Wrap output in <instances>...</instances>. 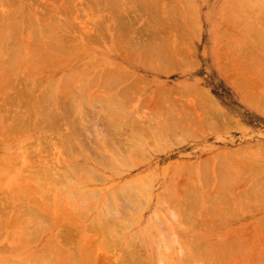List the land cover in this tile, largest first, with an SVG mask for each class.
I'll use <instances>...</instances> for the list:
<instances>
[{
	"label": "bare ground",
	"instance_id": "6f19581e",
	"mask_svg": "<svg viewBox=\"0 0 264 264\" xmlns=\"http://www.w3.org/2000/svg\"><path fill=\"white\" fill-rule=\"evenodd\" d=\"M2 1L9 4H2L4 5L2 7H8V9L0 7V10L3 9L0 11V138L2 140L1 148L5 147L3 153H1L2 149L0 150V156L11 170H0L7 179L0 185L1 187L7 185L8 188L9 186L14 188L9 189L10 195L0 197V236L5 234L7 238V242L0 243V264H264V214L261 218L257 217L259 219L255 218L254 220L249 215L245 216L247 211L249 213L251 211L249 209H253V207L247 208V211L244 204L242 208L240 207L242 205L240 202L244 198L242 195H248L246 189H249V194H251L249 197L252 199L246 197L244 203L248 198L254 207L257 206V202L252 201L255 197L253 198L254 193H251L253 190L250 188L256 184L251 183L250 186L249 183V188L243 186L246 176L242 178V175L238 174L241 172L240 170L247 175L248 171L251 174L264 169V155L262 153L259 155L263 159H257L259 156L255 157L256 159L253 158V163L250 161L249 166L243 165V161L240 162V159L236 163L238 168L233 165L238 160L237 151H240L239 155L241 152H251L256 144L249 143L239 148L220 149L224 153L215 151V153L200 155L192 164L187 163L188 161L176 163L174 160L175 162L172 161L166 165L165 169L168 171V175L165 174L162 177L165 178L164 187L158 192H156V188L161 184L162 178L156 175V169L148 171V173L146 171V173L133 175V170L139 168L138 165L144 164L145 160L153 159L154 155L161 154L166 148L167 150L174 148H171L170 145L177 144L179 146L185 144L187 140H199L221 128H223L222 130L232 128L235 130L234 118L224 113L223 110L216 109L220 106L213 93L204 88L205 85L202 88L198 85L176 87L166 86L163 83L161 86L158 84V88H155L151 94L143 95L144 100L140 102L141 99L136 100L135 95H139L137 89L140 86L138 89L140 90L143 85L141 82L138 85L137 78L139 77H136L132 72L130 74L124 69L125 72L121 69L119 71L116 68L118 66L111 67L110 62H108L110 67L106 65L108 70L106 68L102 70V67L98 70L100 72L95 69L91 70L92 66L91 69L88 67L86 70L93 71L95 73L94 76L92 72L93 77L97 78L96 86L90 90V86H93V82H95V79L88 81V77L93 78L90 77L92 74L82 71L85 66L83 63H80L81 66H77L78 64L75 65L73 62L77 58L72 56L71 52H73V46L81 42L77 41L81 36L77 38L78 34L73 29L71 33L69 30L72 26L68 23L70 21L63 20L66 17V11L71 8L69 13H78L82 9L80 14L83 19L86 17L84 20L78 19L79 21L76 22L81 23L89 19L92 21L88 24L85 21L83 22L85 25L82 24L83 34L85 32L90 34V38L86 37L85 40L94 39L93 41L96 43L101 39H106L108 43L107 39L109 38L112 44L116 45L114 50L119 48L120 54L124 51L128 52L127 49L130 48L129 52L135 54L127 55H132L131 59L136 58L137 61H142V68L151 71L153 81H159L163 75L170 74L174 65L177 69L182 64L186 66L185 58L188 54L182 55L183 51L191 52L188 53L193 61L188 60L193 65L196 64L198 59L193 58L194 55L191 57L196 51L194 53L188 47V51L185 50L187 39L186 42L181 38L180 44L176 42L181 47L173 45L175 40L173 42L172 39H170L172 40L171 44L166 43L169 41L166 39L159 46L161 33L163 32L164 36V33L168 34L166 33L168 30H175V28L173 23H170L172 22L169 20L170 16H166L169 19L166 18L165 23L169 24L168 26L173 25L172 27L162 23L165 18H160L158 15L160 11L157 10L158 12L155 14L158 5H154V3L157 1L131 0V3L135 2L132 5L130 3L129 7L131 6L132 11L138 13H135L136 16H134V13L130 12L131 8L129 10L126 7L130 0L122 1L125 4H121L122 6L127 4L125 8H128L129 12H125L127 9L124 7H121L124 8L123 10L118 8L119 3L118 6H116L117 4L112 5L117 7L116 9L112 6L110 8L111 4H108L110 0L109 2L107 0H104L105 2L91 0V3L87 1L84 6L85 0L83 4H79L81 9H76V6H79L78 1L76 4L72 0H66L68 3H72L75 8L66 4L68 8L71 6L68 10L63 3V7H59L60 14H65V16L62 14V19L55 16L48 4L54 15L50 11V13L44 14L36 11L35 6L39 1H42L43 4L44 0H36L38 3L36 2L35 6L32 5L34 0H32L33 3L27 0L28 6L25 0ZM114 1L117 2L113 0L110 3H114ZM140 3H144L146 12L148 10L145 4L150 3V5L157 6L154 12L153 5L151 9L149 8L153 15H148V17L150 19L152 17L153 21L157 19L156 24L160 20V25L162 23L169 28H164L167 30L162 31L158 36L157 32H153L147 26L151 31L148 30L150 34L146 33V36L147 34L151 35V38L145 42L142 38L143 31L140 30L141 33H138L141 36L132 32V29L137 27L135 24L138 23L134 19L140 18L144 12ZM47 5L44 3V7H42L39 3L40 7H37L46 9ZM52 5L55 4L52 2ZM226 6H230L231 10L228 9V12L223 16L233 20V22L230 21L232 24L248 23L247 33L256 37L255 44L261 47V50H258L261 55L259 58L264 57V0H222V4H216L211 9L219 10L222 7L224 10ZM54 7L56 8V6ZM38 8L37 10H39ZM112 8L115 11H112ZM73 9L80 10L74 11ZM117 9L121 12H118ZM103 10H105V14ZM122 11L133 15L129 14V16L123 17L125 13L122 14ZM194 11L195 9L192 8V17L195 16ZM96 12H101L104 16L102 17L100 13ZM80 14L77 16L80 17ZM106 14L107 16H105ZM98 15H101V21H97V19L100 20ZM120 15L123 18H119ZM17 17H21V22L14 23V18ZM55 17L64 23L56 24L60 21ZM128 17L134 18H131L130 22L132 24L134 21L133 25L136 27L124 21L125 18L130 20ZM107 18L110 21H107ZM257 18H261L263 25L256 22ZM147 20L149 21V19ZM168 20L170 22L167 23ZM110 23L115 26L113 30L115 32L110 31L113 33L111 38L108 33H103L105 31L102 33L106 37L98 33L97 26L104 30ZM139 23L142 25L144 22ZM65 25L66 28L63 30L62 26ZM131 27L134 28L131 29ZM77 28L80 30V24ZM145 32L147 31L145 30ZM173 33H171L172 36ZM73 35L77 40L72 38ZM29 36L32 38L31 40L28 38ZM155 36L156 38H154ZM173 37L178 38L176 35ZM169 38H171L170 34ZM90 40L89 43H91ZM32 42L35 43L33 48L31 47ZM165 43L166 45H163ZM181 44H184L185 47ZM224 44L221 48H224ZM101 45L105 47L104 43ZM162 45L165 46L164 49ZM228 45L229 43L225 47ZM169 46H173V50L172 48L168 50ZM179 47L182 51H179ZM120 49H123V52ZM235 53L233 51V54ZM76 54L78 57V53ZM106 55L108 56V54ZM230 55L233 56L232 52ZM123 56L125 57V55ZM128 56L126 57L128 58ZM218 56H220L219 52ZM30 64L40 67V69H42L41 66H44L43 71L49 76L39 80L40 82L29 80L31 84L21 85L24 88L18 86L23 83H20L23 78L20 77L18 82L20 84L14 85L13 78H15L16 70ZM101 64L103 63L101 62ZM35 72L30 73L36 77L37 71ZM85 73L87 78L83 76ZM227 74H225L226 78L229 76ZM232 74L234 73L232 72ZM238 74L236 78L240 76V73ZM233 76L235 78V75ZM233 78L231 77V81H227V86L231 87L233 94H241L245 88L247 90L250 86L251 88L249 87L247 92L245 90L244 94L248 95L250 92L252 97L262 95L260 90L257 91L255 86L253 88L249 84V80H247V84H245L247 81L240 84L237 82L238 79L235 81ZM85 80L87 85L84 87ZM129 80L131 81L128 82ZM242 80L245 79L239 81ZM23 81L25 84L29 83V81L26 83V78ZM81 81L85 82L80 83ZM42 82H45V86L40 87L39 84ZM89 82L91 85H88ZM10 85L17 88L14 91V96L11 94ZM146 88L148 87H143L141 91L144 89L146 91ZM254 90L259 93L256 94ZM176 91L181 98H187H184L187 103L181 102L180 97L174 96ZM251 99L249 97L247 104L252 108L255 102H251ZM142 106L147 107L143 108ZM26 140L33 141V145L29 146L30 150L28 146H22ZM14 144L18 146L19 151L23 149L22 147L28 149H23L19 161H13L12 146ZM177 145L176 147H178ZM144 156L150 157L145 159ZM141 157L144 159L143 162ZM149 160L146 162L151 161ZM247 164L248 162H246ZM16 165L19 167L13 168ZM230 168H236L237 170H232L236 173H232ZM169 172L171 173L169 174ZM254 174L249 176L248 180ZM261 176V179L258 180V177L257 180L264 186V178L262 180ZM237 178L242 180H234ZM245 182L247 181L245 180ZM101 184L105 187H99ZM258 186H255L258 194V198L255 194V199L260 201V195L262 199L264 198L262 195L264 191L262 190L260 194ZM263 186H261L262 189H264ZM14 189L15 192H11ZM153 196L156 197L158 204V207L154 206L157 209L154 217L157 233L154 235V242L143 241L145 234L142 237L141 233L149 231V224L152 223L153 218H149L145 225L142 213L153 202ZM236 203L239 204H237L238 209L244 208L245 213L240 214L243 210L237 212ZM259 206L258 209H260ZM239 214L240 216L244 214V216L238 217ZM168 220H171V223H168ZM229 223H238L239 226L237 229L233 227L220 232V227L226 228L231 225ZM186 225H190L192 230H186ZM138 239L145 248L144 254L140 252V244L136 242Z\"/></svg>",
	"mask_w": 264,
	"mask_h": 264
},
{
	"label": "rangeland",
	"instance_id": "374dc122",
	"mask_svg": "<svg viewBox=\"0 0 264 264\" xmlns=\"http://www.w3.org/2000/svg\"><path fill=\"white\" fill-rule=\"evenodd\" d=\"M25 1H26L25 3H27V6H28V3L29 2H27V0H25ZM29 1L32 2V0H29ZM44 1H43V4H42V1H39L40 6L44 7V3L46 5L48 4L51 7V9L54 11L55 16L57 15L61 19L63 18V16H65V14L62 13L63 16H62V14H60L61 13L60 12L61 9H59V7L62 8L63 7V5H62L63 3H64V5L67 4L68 6L70 4V2L68 3L66 0H63V1H60V0H47L46 1V0H44ZM72 1H74L75 3H76V1H78L77 2L78 5L79 4L81 5V4H83V2L85 0H72ZM87 1H90V3L92 2L91 0H86V2H84V6H86ZM107 1L109 2V0H107ZM111 1H113V0H110V2ZM116 1L117 2L114 1V3L113 2L112 3H110V2L108 3V4H111L110 5V8H111L112 5L115 6V4H117L116 6H118L120 4V6H118V8L120 7V9L123 10L125 8V6L127 5V4L125 6L124 5L123 6L121 5L122 3L125 4L122 1H127V0H116ZM155 1H157V3H154V2L153 3H154V5H156V4L158 5V9H156L157 6L155 7L153 4H152L153 6L150 5V3L149 4H145L147 6L148 12H146V9H145L146 7L143 6V4L144 3H147V2H144L143 4L140 3V4H142V10H144V12H142L141 16L139 15L140 18L143 15L141 21H140V18H138V15H137V18L138 19H134L133 17H131L132 19H134V21H136V23L137 22L138 23L139 22H144V23L147 22V23H145V25H146L145 27H144V23H142V25H140V23L139 24L138 23L135 24L137 27L135 25H133L134 24V21H132V24H131L130 21L132 19L130 17H128V19H130V20H126V18H125L124 21H126V22L130 23V25H133V26L136 27V28L131 27V29L134 28V29H132V32L134 31L135 34H137V35H140L141 36V34H138V33H141V31H143V33H144L145 30L147 31V32H145V35H143V33H142V38H143L144 42L146 40H149L151 38V35H148V34H150L149 31H151V30H153V32H155V33L157 32L158 34L156 33V35H158V36L162 34L161 35L162 37L159 36L161 38L160 40H159V37H157V39L159 40V43H158L159 46L162 44L161 42H163V41L165 42L166 39L170 41V42L169 41H166V43L168 42L169 44H171V41L172 40H173V42L175 40L174 43L178 42L180 44L181 41H182V39L183 40L185 39V41L187 39V41L189 42V44L186 41L187 42L186 47L184 45L185 43L184 44H181V45L184 46L185 47V50H187V51H188V48H190L192 52L196 51V53L194 52L196 55L195 54H192L191 57L194 55L193 58H197L198 59V62L200 64L195 61L196 64H194L195 65L194 66L193 63L190 62V61H193L192 59H190V54L189 53H191V52L188 51L189 52L188 53L186 51L187 53H185V51H183L185 54L183 53L182 55H185V56H186V54L189 55V56L187 55V57H189V58H187V57L185 58V60L187 61L186 62L187 63L186 66L184 64H182L179 67L180 69L179 68L177 69L176 66L174 65V67L171 68L173 70L170 71V74L168 73V75H163L161 77V79H159V81H156V80L153 81V78H152V75H151V71H147L146 69L144 70V68H142L143 65L141 63H143V62L142 61L141 62L140 61H137L136 58H134V59L132 58L133 60H136L138 62V64H137L136 61H133L130 58V57H133L132 55H130V56L127 55V54H135V53L129 52V50H131L129 47H128L129 49L126 48L128 50V52H126V51L123 52V49L122 50L120 49L123 52V53L121 52L122 54H120V52L118 50L119 48L116 49V50H114L116 48V45H115V43L112 44V41L109 38L107 39V40H109L108 43L106 42V39L105 40L101 39L100 42L97 40L98 42L95 41L96 43H94V41H93L94 39H91L92 41L89 39L91 43H89V40L88 41L85 40L86 37L87 38H90L89 37L90 34H88L87 32H85L83 34V31L84 30H83V28H81V27H83V25H82V24H84L83 22H85L86 20L83 21V22H81V23L80 22H76V21L84 20L86 17L83 19L82 15L80 14V12L82 11L80 5L79 6H76V9L77 8H80L81 9V10L78 9V10H80V12H78V13H75V12L74 13L73 12L72 13H69V11L72 10L71 6H73L72 3H71L70 4L71 6L69 7V8H71L70 10H69V8L66 5V7L69 10V11H66V12L69 13V14H67L64 11L66 13V17L63 18V20L66 21V22H68V21L71 22V23L68 22L69 24H71L70 26H72L70 28V30L69 29L68 30L71 33L74 30L75 33L78 34V35H76L77 38L79 36H81V37H79L80 39L78 38V40H77V38L74 36L75 35L74 34L72 36V38H76L75 40H77L79 42L81 41L80 43L78 42L80 44V46L83 45V46L80 47L79 44L78 45L76 44L75 46H73L74 49L72 48L74 53L71 52L73 54V55L72 54L71 55L72 56H76L77 59H80V60H77V59L74 60L73 59L74 60L73 61L74 64L75 65L78 64L77 66H79L80 63H83L86 67L84 66V69L81 67L83 69L82 71L90 72L91 74L94 71L93 69H95V71L97 70V72H100L98 70L101 69L102 67H103L102 70L105 69L107 67L106 65H108L109 67H110V65H111V67L112 66L113 67L118 66L116 68L119 69V71L121 69L123 72H125V71L126 72H129V73L132 72L136 77H139V78H137L138 81H139L138 82V85L141 82V84L143 85V87H145V86L148 87V88H146V91H145V89L143 91H141V89L143 87L140 90H138L140 88V86H139L138 89L136 88L137 91H138L137 93L139 95L136 94L135 95V99L136 100H140L141 99L140 102H143V100H144V96L143 95H145V94L148 95V93L151 94L152 92H154V89L155 88H158V86L159 85L161 86V84H163V83L166 86H176V87L177 86H185V85L186 86H190V85L191 86H195V85L197 86L198 85V86H201V88H202V86L205 85L204 88H207L210 92H212L213 95L215 96V98L219 101V106L220 107H218L216 109L223 110L224 113H227L229 116H232L234 118V121H235V124H234L235 127H234V129L235 130H233V128L232 129H224V130H222L223 128H221L219 130L214 131V133H210L207 136L202 137V139L200 138L199 140L198 139H196V140H187L185 142V144L184 143L183 144L180 143L181 145H179V146L177 144H175V146L174 145H170L171 148L172 147H174V148L173 149H169V150H167V148L164 149V151H166V152L163 151L164 153L161 152V154L158 153V154L154 155L153 159L152 158H151L152 160L150 159L151 161L148 159L150 162H146L148 160H145L146 163L144 162V164H142V162L144 161V159H142V157H141V159H142L141 161L142 162H139L136 159L142 165H138V167L139 166L140 167L139 168H136L135 170H133V175L140 174V173H146V171L148 173V171H151L153 169H156V172H157L156 175L159 176V178H162V177H164L165 174L168 175V173H167L168 171L165 168H166V165L168 163L172 162V161L173 162L176 161V163H179L180 161H182V163L184 161L185 162L188 161L187 163H191L192 164V163H194L196 161V159L200 155H206V154L212 153V152L215 153V151L216 152H219L220 149H223V148L224 149H228V148L231 149V148H234V147H236V148H239L241 146L243 147V145L249 144V143L250 144H253V145L256 144L253 147L254 149L251 152H241V154L239 155L240 151H237L238 152V156H236L237 155V152L235 153V156L238 158V160H236V162H234L233 165L236 168H238L237 165H236V163L239 162V159L241 160L240 162L243 161V163H242L243 165L249 166L250 165L249 164L250 161H252V163H253V158H255V157L257 158L259 155H262V154L264 155V59H263L264 57L259 58V57H261V55L258 53V50H261L260 49L261 47H258V45L255 44V42H256V39L255 38L256 37H254L252 35H249L247 33L248 28H249V26H248L249 24L248 23L247 24L246 23H244V24H241V23H239V24L238 23H233L232 24L231 22H233V20H230L229 18H228L229 19L228 20L226 17H224L223 14H226L228 12V9L231 10L230 6H226V8L224 10H222V7H220L219 10H212L211 9V7L214 8L216 4H222V0H159V1L158 0H155ZM2 2L0 0V7L4 6L7 3V2L6 3L5 2L2 3ZM16 2H18V1H16ZM36 2L37 1L34 0V3L32 2L33 3L32 5L35 6L38 3V2L37 3ZM52 2L55 5H52ZM131 2H132L131 0H130V2L128 1L127 2L128 5L126 7H128L129 10L131 8L130 12L131 13H134V16H136V14H138V13H136L135 11H132L133 9H132L131 6L129 7V4ZM134 2L131 3L130 5L134 4ZM139 2H137L138 5H139ZM158 2H160V3L158 4ZM39 3L37 5L38 7H40L39 6ZM2 4H4V5H2ZM7 4H9V3H7ZM137 4H135V5H137ZM29 5H31V4H29ZM48 5L45 6L46 9H44L42 7L39 9L37 6H35L36 11L37 12H42L43 14L50 11L51 14L54 15L53 11H51V9L48 7ZM57 5H58V8H57ZM149 5H150V7H148ZM54 6H56L57 9ZM151 6H152V9H153V12L156 9V13L155 14H157V12L160 11V12H158L159 13L158 15H160V18L161 17H162L161 19L165 18V20L163 19V21H162L163 24L167 25L165 23V21H166V18H168L170 16V19L169 18L168 19L171 20L172 22H170L168 20L167 23L168 22H170L171 24L173 23L174 26L171 25V24H170L171 26H168L169 24L167 26L168 27H172L173 26L175 28V30H170V31L168 30V32H166V33H168V34H166L167 36L165 35V33H164V36H163V32L162 31L167 30V29H164V28H168V27L165 26V25H163L162 23L160 25L159 24V22H161L160 20H159V22H157V24H159V25H157L156 24V21H158L157 19H156V21L155 20L153 21L152 20V17H151V19H150V17H148V15H150V16L153 15L152 10L149 11V8L151 9ZM11 7H13V6H11ZM11 7H10V9H12ZM121 7H124V8L122 9ZM133 7H135V6H133ZM2 8L3 9H5V8L8 9V7H2ZM37 8L39 10H37ZM105 8H107V7H105ZM113 8H115V7H113ZM113 8H112V11H115V10H113ZM128 8H125V9L128 10ZM192 8L195 9V11H194L195 16L194 17H192V13H191ZM76 9L75 10L73 9V10L74 11H78ZM108 9H109V7H108ZM108 9H107V11H108ZM2 10H0V11H2ZM105 10H103L104 11V14H105ZM127 10L125 12H129V10L128 11ZM117 11H118V9H117ZM118 12H121V11H118ZM125 12L122 11V14H124ZM149 12H152V13L151 14H148ZM96 13L97 14H99V13L101 14V12H96ZM108 13H109V11H108ZM131 13H127V14L125 13V15L123 17L129 16V14L131 15ZM51 14H50V16H51ZM77 14H80V17H79V15L77 16ZM84 14H86V13H84ZM107 14L105 16H107ZM86 15H84V16H86ZM101 15H102V17L104 16L103 13ZM101 15H98L100 20L97 19L98 18V16H97V18H96L97 21H101ZM108 15L110 16V14H108ZM118 15H119V13H118ZM158 15H156V16H158ZM75 16H76V18L77 17L78 18L76 19ZM121 16L122 15H120L118 17L120 18ZM166 16H168V17H166ZM123 17H121V18H123ZM56 19L58 20V18H56ZM56 19H54V20H56ZM87 19H88V17H87ZM147 19H149V21ZM60 20H58V21H60ZM89 20L86 21L85 23L88 24V22H92V21H89ZM144 20H146V21H144ZM150 20H152L153 23L155 22L154 23L155 25L152 23V21L150 22ZM61 21L59 23H56L57 21L54 22V23H56L58 25H61V24L64 23V22H61ZM107 21H110V20H108V18H107ZM15 22L16 23L21 22V17L14 18V23ZM149 22L151 24H153V26H152L153 28L150 27L151 24ZM256 22H258L260 25H263V21L261 20V18H257L256 19ZM49 23H51V22H49ZM77 23L80 24V30H79V28H77V26H78ZM110 24L104 30L101 27L97 26L98 33L99 34H103V33L107 34L108 33V35H110L109 37L111 38V36L113 35L112 32H115V31H113L114 28H115V26H114L113 23H112L113 26H112V24L111 25ZM91 25L93 26L92 23H91ZM70 26H68V27H70ZM111 26H112V28H111ZM139 26H141L142 28L139 27ZM147 26L149 28H151V30H149V28H147ZM159 26L162 27V28L160 29ZM62 27H63V30H64L66 28V25L65 26H62ZM143 27L145 28V30H144ZM154 27H156V28L154 29ZM107 28H109V29L107 30ZM162 29H164V30H162ZM170 29H172V28H170ZM111 30H112V32H110ZM103 31H105V32H103ZM158 31H160V32H158ZM134 32H133V34H134ZM172 32H174V33L176 32L177 34L176 33L175 34L173 33V36L176 35V37H178V38L173 37L172 34H171ZM146 33H148L147 36H146ZM159 33H161V34H159ZM105 34H103V35L105 36ZM169 34H170L171 38H169ZM31 37L33 38L32 35H31ZM145 37H147V38H145ZM28 38L30 40L32 39V38H30V36ZM142 38L140 37V39H142ZM154 38H156V36ZM173 38H175V39H173ZM29 39H28V41H30ZM170 39H172V40H170ZM158 40H157V42H158ZM102 42L104 43L105 47L103 45H101V44H103ZM73 43L75 44L76 42H73ZM166 43L163 44V45H166ZM174 43H173V45H177V47L180 46L178 43H176V44H174ZM228 43H229V45L227 47H225V45H227ZM34 44L35 43L32 42V44H31V47L32 48L34 47ZM72 44H71V46H72ZM223 44H224V48H221ZM231 44H232V46H231ZM128 46H130V45L128 44ZM229 46H231V47L229 48ZM164 47L165 46H163L162 48L164 49ZM184 47H183V49H184ZM170 48H172V50H173V46L172 47L169 46V49L168 50H170ZM217 49H218V51H217ZM240 49H242V50L244 49V50L242 51ZM166 50H167V48H166ZM175 50H176V48H175ZM75 51H76V53H78V57L79 58L77 57V54L75 53ZM179 51H182L181 48L179 49ZM233 51L236 52V53L233 54ZM218 52H219V55L220 56H218ZM231 52H232V55L233 56L230 55ZM178 53L181 54L180 52H178ZM106 54H108V56ZM123 55H125V57L128 56V58H130V60L128 61V58L127 57L125 58ZM73 58H75V57H73ZM259 59L261 61H258ZM194 60H196V59H194ZM104 61H105V63H104ZM101 62L103 64H101ZM108 62H110V65H109ZM218 62H221V63L218 64ZM112 63H113V65H112ZM184 63H185V61H184ZM99 64L102 65V66L100 67ZM24 66H26V65H24ZM91 66L93 67L92 69L90 68ZM43 67L44 66H41L42 69H40V67H35L33 64L27 65L25 68L19 67L16 70V73H14V75H15V78H13L14 79L13 83L15 82L14 85L17 86V83L19 82L20 77L21 78L22 77L23 78L25 77L26 78V83L29 80L31 82L34 81V80L35 81L36 80H38V81L39 80H43L46 76H49L48 73H45V71H43ZM88 67L91 70H93V71L91 72L90 69H89V71L86 70V68L88 69ZM97 67H98V69H97ZM231 67H232V69H231ZM106 70H108V69L106 68ZM109 70H111V69L109 68ZM222 70L223 71L225 70L226 72L231 73V74L233 72L234 74H232V76H231V74L229 75V74H227L224 71L225 74L231 76L232 78L234 77L233 75H235V78H233V79L235 81H237V79H238L237 82L240 83V84L243 83L244 81L249 80V82H250L249 84H251L252 87L255 86V89L256 90L258 89L257 91L260 90V92H261L260 94H262V95H259V96L257 95V97H252L251 96L252 94L250 92L248 93V95H246L247 93L244 94V91L246 90V88H245V90L243 92H241V94L240 93H234L233 94V92L231 90V87L227 86V81H231V79H230L231 77L227 76L230 80L228 78H226V75L224 74V72ZM35 71H37L36 77H35V75L32 76V74H31L32 72H35ZM38 71L39 72L40 71H43V72L42 73L41 72L39 73ZM101 73H102V71H101ZM132 73H130V74H132ZM238 73H240V76H239L240 78L239 77L236 78L237 75H239ZM85 74L83 76L85 78H87V74H86V76H85ZM88 76H89V74H88ZM94 76H95V73H94ZM90 77H93V74L90 75ZM23 78L21 79L22 81L20 80V83H22V82L24 83L23 80L25 78L24 79ZM243 78L245 80H242L240 82L239 80L240 79H243ZM89 79L90 80L91 79L93 80L95 78L94 77L93 78H89L88 77V81H90ZM96 79L94 80L95 82H93L94 85L92 84L93 86H90L91 87V88H89L90 90L94 86H96V84H97L96 83ZM11 81H12V79H11ZM11 81H10V83H12ZM30 81H29L28 84H25V83L24 84L23 83L20 84V83H18V84H20L18 86H20V88L21 87L24 88L25 85L27 86V85L31 84ZM85 81H83V82L81 81L80 83H84ZM130 81L131 80H129L128 82H130ZM86 83H87V81L84 83V85L83 84L82 85L85 87L87 85ZM89 83H88V85H91V82H89ZM247 83H248V81L245 84H247ZM14 85H10L9 86V88H12V90H11L12 96H14V94H15L14 91H15V89H17L16 86H14ZM21 85H24V86H21ZM39 86L40 87L41 86H45V82L40 83ZM248 88H247V90H248ZM0 89H1V85H0ZM18 89H19V87H18ZM247 90L245 92H247ZM252 91H253V89H252ZM177 92L178 91H176L174 93V96L175 97H180V95L178 96V93ZM254 92L256 93L255 90H254ZM257 93H259V92H257ZM136 96H139V97L137 98ZM244 96L247 97V98H245ZM249 97L252 98L251 99V102L252 101L255 102L254 105L252 106V108L247 104V102H249V101H247V100H249ZM0 98H1V96H0ZM182 98H181L180 101L181 102H184V103H187L184 100V98H186V97H184L183 99ZM0 102H1V99H0ZM134 103H136V102L134 101ZM142 104H144V103H142ZM179 104H181V103H179ZM145 107H147V106H145ZM145 107H143V108H145ZM131 108L133 109V107H131ZM236 123H238L239 125L237 124V126H236ZM218 131H221V132H218ZM32 143H33L32 140L31 141L30 140H26L23 143L24 145L22 144V146H24V147L28 146V149H29V146L31 147V145H33ZM258 143L259 144L261 143L260 146H259ZM1 144H2V140L0 138V150L2 149L1 148L2 147ZM176 145L178 147H176ZM24 147H22L24 150L25 149L28 150L27 148H24ZM261 147L263 148V150H262ZM23 149H21V151H19V148H18V146L16 144H14L12 146V156L14 157L13 161L14 160L15 161H19V159H20L19 157L21 156L22 152L24 151ZM4 150H5V147H4V149L1 150V153H3ZM222 151L223 150H221L220 152H222ZM243 151H245V150H243ZM222 153H224V152H222ZM251 156H253V157H251ZM144 157H146V156H144ZM149 157L150 156L146 157L145 159H147ZM263 157L261 158L259 156L257 159H260V158L263 159ZM225 158H226V156H225ZM227 158H229V157L227 156ZM177 159H178V162H177ZM242 159H244V160H242ZM246 162H248L247 165H246ZM17 165L15 167H13V168L19 167ZM236 168L235 169L234 168L233 169L230 168L231 172H232V170H237ZM5 169L6 170H11L10 167L7 166V163L3 162L2 157L0 156V170H5ZM243 170L245 171V169H243ZM240 171L241 172L238 173V174L239 175H242L241 176L242 178L244 176H246V177H244V182H245V180L248 182V183L247 182L244 183L242 181L243 182V186L248 187V184L249 183H250L249 184L250 186H251V183H254L257 186L258 185L260 186V187L258 186V192H260V194H261L262 190L264 191V189H262V187H261L263 185L260 183V181L258 183V180L261 179L260 178V175H262L261 176L262 177V180L264 178V169H261L262 172L258 170L259 172H261V173L258 172L259 174L258 173H255V172H254L255 174L254 173L249 174L248 173L249 171L247 172V169H246V172H247V175L248 176L246 174H243L245 172H242V170H240ZM231 172H230V174H231ZM238 172H239V170H238ZM170 173L171 172H169V174ZM232 173L235 174L236 172L233 171ZM252 174H254L253 177L248 180V178H250L252 176ZM233 176L234 175H232V177ZM258 177H259V179L257 180ZM233 178H235V176ZM238 179L240 181L242 180L241 178H237V179H234V180L238 181ZM5 180H7L6 177L4 176V174H2V172H0V183H4ZM164 180H165V178H162L161 179V184L157 185L156 192H158L159 190H161L164 187L163 186L164 185L163 184V181ZM254 181H257V182H254ZM263 183H264V181H263ZM254 184H252V185H254ZM256 185H254V187H252V186L250 187L253 190V192H251V193L252 194L254 193L253 194V198L254 197L256 198V195L255 194H257L256 193L257 192V190H256L257 188L255 187ZM6 186L7 185H4V186L1 187V185H0V197H5L6 195H10L9 194L10 193L9 189L11 190V189L14 188V187L11 188L10 186L8 188ZM100 186H104V185L101 184V185H99V187ZM263 188H264V186H263ZM246 190L248 192V195L247 196L242 195L244 198L242 199L243 203H242V201L240 202L242 204L240 207L242 208L243 207V204H244L245 205L244 208H245L246 211L250 207H253V209H249V210H251V211H249V213L247 211V213L245 214V216L246 215H249L251 217V219H254L255 220V218H256V220H257V219H259L257 217H260L261 218L262 215L264 214V201H263L264 198L262 199V196L259 194L260 195V197H259L260 198V201L257 200V199H255V198L252 200L255 203L257 202L256 203L257 204L256 207L253 206L252 202H249L250 199H248V198H247V200H245L246 202L244 203V199H246V197H249L251 195V194H249V192H250L249 189H246ZM254 190H256V191H254ZM11 192H15V189L12 190ZM247 192H246V194H247ZM262 195L264 196V192H262ZM153 198H154L153 202H151L150 203V206H148L146 208V210L143 211V213H142L143 214L142 215V217H143V224L146 223L149 220V218H153V220L151 221L152 223L149 224L150 225L149 226V228H150L149 231L148 232H145V233L144 232L141 233L142 237L145 234V237H143V239H142L143 241L149 240V241L154 242L153 238H154V235H156V233H157V229L155 227V225H156L155 224L156 219H154L155 213H156V210L157 209L154 206H157L158 207V204H157L156 197L153 196ZM249 198H251V197H249ZM257 198H258V194H257ZM260 202L262 203V205H261ZM248 203H251V204H248ZM237 204L238 203H236V205ZM256 204H254V205H256ZM258 204L260 206H262L263 208L260 207ZM238 205L235 206V209H236V207L238 209V207H239ZM248 205H250V206L248 207ZM258 206H259L260 209L257 208ZM244 208L243 209H238L237 212L239 213L240 210H243L240 213V214H242L244 212ZM240 214L238 215V217H243L244 216V214H243V216L242 215L240 216ZM141 221H142V219L140 220V222ZM168 223H171V220H168ZM225 224H226V222H225ZM225 224H224V226H225ZM229 224H231V225H229L227 227L225 226L226 228H224L223 226H221L220 227V232H222L223 230L226 231L227 229H230V228H233V227L234 228L236 227L235 229H237L238 226H239L238 223H229ZM145 225H147V223ZM145 225H142V226L145 227ZM185 229L186 230H192L190 225H186V228ZM11 238H14V237H11ZM5 242H7V238H6L5 234H4V235L0 236V243L2 244V243H5ZM136 242H139V244H140V240L139 239ZM140 252L143 253V254L145 252V248L142 246V243L140 244Z\"/></svg>",
	"mask_w": 264,
	"mask_h": 264
}]
</instances>
